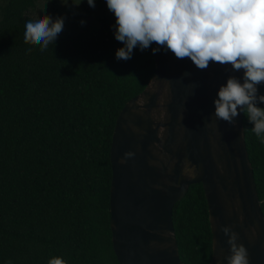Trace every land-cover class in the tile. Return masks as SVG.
<instances>
[{"label":"trees","instance_id":"16d2710c","mask_svg":"<svg viewBox=\"0 0 264 264\" xmlns=\"http://www.w3.org/2000/svg\"><path fill=\"white\" fill-rule=\"evenodd\" d=\"M37 0L0 5V264H119L109 225L110 143L116 117L154 71L150 48L114 55L110 10L100 33H70L44 51L21 35ZM264 92V84L257 86ZM257 105L260 106L259 102ZM243 131L264 215V144ZM179 256L208 264L212 233L200 182L172 209Z\"/></svg>","mask_w":264,"mask_h":264},{"label":"water","instance_id":"95a60500","mask_svg":"<svg viewBox=\"0 0 264 264\" xmlns=\"http://www.w3.org/2000/svg\"><path fill=\"white\" fill-rule=\"evenodd\" d=\"M153 59L149 81L119 110L110 143L109 225L119 264H185L172 209L196 182L203 186L212 233L208 264H226L229 247L220 225L237 233L248 264H264V215L243 113L238 109L235 123H228L212 104L225 77L239 78L242 70L211 61L198 68L170 50Z\"/></svg>","mask_w":264,"mask_h":264},{"label":"clouds","instance_id":"9594fccd","mask_svg":"<svg viewBox=\"0 0 264 264\" xmlns=\"http://www.w3.org/2000/svg\"><path fill=\"white\" fill-rule=\"evenodd\" d=\"M45 2L41 0L39 11L22 16L21 35L39 41L40 51L53 45L63 28V16L53 17L41 10ZM60 3L67 6L69 0ZM79 3L70 0L73 6ZM86 3L94 6V0ZM105 5L114 16L110 25L113 36L122 42L114 50L116 58H130L134 47L150 48L152 53L170 50L177 58H190L198 68L211 61L242 70L239 78L229 74L215 89L213 112L234 124L239 109L264 144V92L257 87L264 84V0H105ZM220 230L229 247L226 264H248L247 250L237 241V233L228 225H220ZM46 264L67 262L50 255Z\"/></svg>","mask_w":264,"mask_h":264},{"label":"rangeland","instance_id":"374dc122","mask_svg":"<svg viewBox=\"0 0 264 264\" xmlns=\"http://www.w3.org/2000/svg\"><path fill=\"white\" fill-rule=\"evenodd\" d=\"M3 0H0V5ZM41 0H37L35 4L30 7L26 13L30 10L39 11ZM41 10L53 17L56 15L63 16V28L57 34L56 38L61 37L68 32L80 33L85 36L95 35L100 33V24L98 16L107 10L105 0H94V6H89L86 0H80L78 5L61 4L60 0H46L41 6ZM83 19L84 23L81 24L79 21ZM55 38V39H56Z\"/></svg>","mask_w":264,"mask_h":264}]
</instances>
